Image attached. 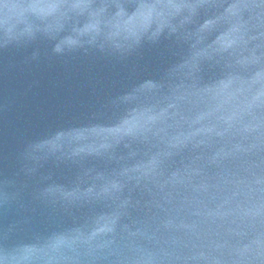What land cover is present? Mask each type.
<instances>
[{"label": "water", "instance_id": "1", "mask_svg": "<svg viewBox=\"0 0 264 264\" xmlns=\"http://www.w3.org/2000/svg\"><path fill=\"white\" fill-rule=\"evenodd\" d=\"M0 264H264V194L73 0H0Z\"/></svg>", "mask_w": 264, "mask_h": 264}]
</instances>
